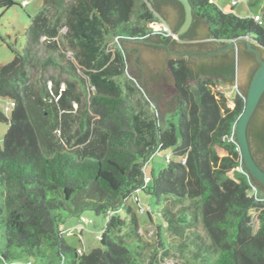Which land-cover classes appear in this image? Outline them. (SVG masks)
<instances>
[{
  "label": "trees",
  "instance_id": "obj_1",
  "mask_svg": "<svg viewBox=\"0 0 264 264\" xmlns=\"http://www.w3.org/2000/svg\"><path fill=\"white\" fill-rule=\"evenodd\" d=\"M68 1L45 0L44 11L49 7L80 13L68 18L66 24L83 38L76 46L83 54L81 66L97 73L81 77L74 64L62 65L64 55L57 63L55 58L41 62L18 54L11 63L0 66V99L15 103L10 117L0 110V123L9 127L4 145H0V264H144V248L126 244L119 236H139L138 216L129 201L136 198L139 203L136 194L140 191L156 197L158 203L161 198L166 202L190 201L199 209L207 240L192 234L197 260L204 262L202 255L206 253L212 257L211 264H264V188L247 171L235 134L253 74L246 88H238L234 109L229 108L224 93L215 95L212 91L219 84L235 86L238 62L255 59L254 54L241 44L238 54L231 50L221 65L198 58L171 62L179 138L173 125L163 130L159 120L147 121L135 114L132 102L112 80L123 74L124 59L120 57L107 67L114 54L94 56L105 34L125 44L139 39L168 42L179 38L195 54L205 53L206 48L214 52L250 36L264 54V29L253 18L225 14L212 0H189L194 22L183 36L178 31L185 11L177 0ZM15 6L14 0H0V12ZM36 21L31 28L34 44L47 24L41 15ZM161 24L172 36L154 27ZM201 27L205 33L199 36ZM87 32L97 40L86 38ZM34 60L43 70L59 68L82 87L89 84L97 89L96 94L88 92L80 116L74 114L72 103L79 97L71 84V89L61 90L56 82L49 91L44 82L41 94H35L28 72ZM76 117L78 128L65 142L59 141L58 129L67 132ZM248 138L253 157L264 170V96L250 122ZM155 149L171 150L174 157H167L168 167L157 177L145 171L148 152ZM84 211L106 219L102 247L88 254L70 246L62 230L66 219H81ZM141 211L144 209H139L143 214ZM177 211L165 203L159 229L164 227L183 238L184 229L192 228L197 216L192 215L193 207ZM251 211L259 213L255 234ZM123 212L128 218L121 216ZM147 214L151 220L152 213ZM164 238L160 234V246ZM148 264L157 262L154 259Z\"/></svg>",
  "mask_w": 264,
  "mask_h": 264
},
{
  "label": "rangeland",
  "instance_id": "obj_2",
  "mask_svg": "<svg viewBox=\"0 0 264 264\" xmlns=\"http://www.w3.org/2000/svg\"><path fill=\"white\" fill-rule=\"evenodd\" d=\"M17 6L9 9L6 12H0V66L11 63L16 55L27 54L31 58H36L41 62L46 61L49 58H55V61L61 62L62 55H64L65 63L74 64L75 72L81 77H88L90 74L97 73V70H87L81 66L80 61L83 59L81 49L76 47L83 41L82 37L74 35L75 29H68L67 19L65 13L57 11L55 8L46 7L45 0H14ZM236 2V6L233 3ZM69 4H73L74 0H69ZM225 14L233 13L237 17L253 18L256 15L262 16L261 27L264 29V0H212ZM234 8V10H232ZM41 15L42 18L47 19V24L44 27L42 37L34 44V30L31 29L37 25V19ZM155 28L166 30L165 24L154 25ZM55 29L56 33H52V29ZM38 29V28H37ZM39 30V29H38ZM37 33L39 31H36ZM86 38H93L97 40V37L91 32L86 33ZM74 45H73V44ZM120 41L111 38L109 35H105L103 40L98 43V51L95 57L105 55L116 54L119 51ZM67 61V62H66ZM34 65L28 67L30 82L36 95H40V84L47 82V89L53 90L56 82L60 83V89H71L70 84L73 86V91L79 97V101L72 103L74 114L80 116V111L83 109L88 101L89 93L96 94L97 89L88 84L87 87H82L78 80L71 77L67 73L63 72L59 68L47 67L44 70L33 61ZM36 63V64H35ZM126 67L123 69V74L119 77H114L112 80L117 84L119 90L123 96H127L132 102L135 109V114L139 117H143L147 121L162 120L159 112L157 113L156 105L151 101L144 88L139 84L138 80L132 77L129 73V63L125 62ZM107 64V67H110ZM86 77V78H87ZM88 83V82H87ZM236 86H226L219 84L212 88L215 95L218 93H224L229 99V108L234 109L235 104L233 99L238 92ZM89 92V93H88ZM219 99V96H216ZM12 101L6 98L0 99V110L10 117L14 111L9 109ZM80 120L77 117L71 122L70 132H63L59 128L57 131V138L59 141H64L65 138L73 134L78 128ZM165 126L162 124V129H168L169 125H173L176 129L178 138V125L179 116L176 114L164 120ZM9 130V127L0 123V145H4V138ZM157 138V137H156ZM157 139H155L156 141ZM157 144V142H156ZM155 146V145H154ZM155 148V147H154ZM151 153L149 150V162L146 164L145 171L149 176H159L161 172L167 169L168 161L167 157H173L171 150L159 151L154 150ZM136 197L139 198L137 203L136 198H132L129 203L136 211L139 221L138 237H131L126 235H119L120 239L124 240L126 244L136 243L142 246L144 249L141 251V261L144 264L153 262L156 260L157 264H211L212 257L204 253L201 260H197L195 256V248L192 246V234H198L202 239L207 240L206 233L201 223V213L193 202L185 201L183 203H177L173 200L166 202L165 198H161L160 203L154 196L148 195L145 192H138ZM166 203V207H170L172 211L181 207H193L192 215L197 216L194 222V226L190 229H184L183 238L174 235L175 233L167 231L164 227L162 230L159 228L163 225V219L161 211ZM143 208L144 213L140 214L139 209ZM152 213V219L150 220L147 212ZM259 213L256 211L250 212L251 228L255 234L259 229ZM80 217H70L66 219L62 225L64 231V237L70 246L80 250H84L86 254L92 252V250L102 247L101 236L106 225V219L103 215H96L92 211H84ZM123 218H128V215L121 213ZM86 220L87 223L82 224L80 220ZM164 229V230H163ZM179 229V228H178ZM180 230V229H179ZM125 232H127L125 230ZM160 234L165 237L164 244L160 246ZM186 245V247H182ZM191 246V247H189ZM135 247L131 246L134 250ZM204 257H207V259ZM208 260V261H207Z\"/></svg>",
  "mask_w": 264,
  "mask_h": 264
},
{
  "label": "water",
  "instance_id": "obj_3",
  "mask_svg": "<svg viewBox=\"0 0 264 264\" xmlns=\"http://www.w3.org/2000/svg\"><path fill=\"white\" fill-rule=\"evenodd\" d=\"M177 1L183 6L185 11V21L178 31V35L183 36L189 32L193 25L194 13L189 0ZM133 44H145L161 47H167V45L139 39L132 40V43H130L126 49L129 50L130 54V58L128 59L129 73L132 77L138 80L139 84L144 88L151 101L156 105L159 110L161 120L174 116L176 114V111L174 112V84H172V87H169L167 82L164 80L165 61L162 56H158L157 54H146L140 61L141 55L137 54L136 50L132 48L134 46ZM241 44H245L248 51L254 54L258 62V67L253 73L249 83L245 108L237 121L235 134L240 154L247 171L264 188V170L256 163L248 138V128L250 122L264 96V60L260 54L257 41L255 38L250 36L233 40L226 47L216 51L215 53L209 54L208 56H216L230 50H235L236 54H238ZM254 66V62L246 59L242 60L239 67L240 83L236 80L235 86L241 87V85L244 86L247 84Z\"/></svg>",
  "mask_w": 264,
  "mask_h": 264
},
{
  "label": "flooded vegetation",
  "instance_id": "obj_4",
  "mask_svg": "<svg viewBox=\"0 0 264 264\" xmlns=\"http://www.w3.org/2000/svg\"><path fill=\"white\" fill-rule=\"evenodd\" d=\"M173 22L174 18L172 19ZM198 35L202 36L205 33V29L203 27L198 29ZM107 36V34H105ZM152 42H156L158 44H165L167 45V47H161V46H151V45H145V44H133L134 46L132 48H134L136 50V53L141 55L140 57V61L145 57L146 54L149 55H154L157 54L158 56H162L163 60L165 61V69H164V80L167 82V85L169 87H172V84H174V79H173V75H172V69H171V62H179L182 61L184 59H192V58H198V59H204L205 61H207L206 64H218L221 65L222 62L227 59V56L229 54V52H225V53H221L218 54L216 56H208L209 54L215 53L216 51L220 50L221 48H219L218 50L214 51V52H210L209 49H203V51H205V53H200V54H195L189 51V48L187 46V43L185 41L180 40L179 38H175L172 40H169L168 42H160V41H152ZM129 44H125V43H120L119 44V50L121 51L122 56L119 55V51L118 53L114 54V56H111V58L109 59L108 64L113 63L114 61H119V58L121 57V59L128 61V59L130 58V54H129V50H127L126 48L128 47ZM197 48V47H196ZM195 48V51H197V49ZM243 48V47H242ZM244 50V48H243ZM262 54V53H260ZM264 54H262L263 56ZM106 57V55L104 56ZM264 57V56H263ZM243 59H241L238 64H237V80L238 83H240V71H239V67L240 64L242 62ZM252 61L255 63V66L252 69V72L249 76V80L252 76V74L255 72V70L257 69L258 66V62L255 59H249V61ZM139 62V61H138ZM59 63V62H57ZM142 67V66H141ZM140 67V68H141ZM159 75V73H158ZM93 76V74H92ZM121 76V75H120ZM119 77V76H117ZM159 77V76H158ZM248 80V82H249ZM247 82V84H248ZM247 84H245L244 86L241 85V88H246ZM174 87V86H173Z\"/></svg>",
  "mask_w": 264,
  "mask_h": 264
},
{
  "label": "built area",
  "instance_id": "obj_5",
  "mask_svg": "<svg viewBox=\"0 0 264 264\" xmlns=\"http://www.w3.org/2000/svg\"><path fill=\"white\" fill-rule=\"evenodd\" d=\"M236 4H237V3L234 2V3H233V6H235ZM253 20L255 21L256 24L261 25V23H262V16L256 15L255 17H253ZM156 29H157V28H156ZM164 31H165L166 33H168V35L172 36L171 32L168 31L167 27H166V30H164ZM14 107H15V103L12 102V104L9 106V109H13ZM182 161L184 162V159H182ZM149 180H150V179L147 178V179H146V182H149ZM141 212H142V211H141ZM142 213H144V212H142ZM81 222H82V224L87 223V221L84 220V219H82ZM79 254H83V252H82V251H79Z\"/></svg>",
  "mask_w": 264,
  "mask_h": 264
},
{
  "label": "crops",
  "instance_id": "obj_6",
  "mask_svg": "<svg viewBox=\"0 0 264 264\" xmlns=\"http://www.w3.org/2000/svg\"><path fill=\"white\" fill-rule=\"evenodd\" d=\"M236 6V5H235ZM234 6V7H235ZM232 10H234V8H232ZM63 13V12H62ZM65 13V16H66V19H68V18H73V17H78L79 15H80V13H76V12H71V11H67V12H64ZM236 87H238V86H236ZM156 110H157V113L159 112V110H158V108L156 107ZM165 120V119H164ZM164 120H162V123L160 122V120H159V124L160 125H165V122H164ZM71 129V128H70ZM70 129L69 130H67V132H70Z\"/></svg>",
  "mask_w": 264,
  "mask_h": 264
}]
</instances>
